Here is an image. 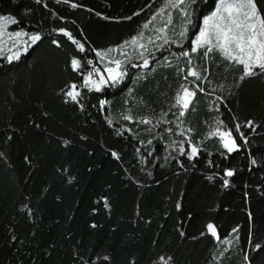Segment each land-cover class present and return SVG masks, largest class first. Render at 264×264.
I'll return each instance as SVG.
<instances>
[{"label": "trees", "instance_id": "16d2710c", "mask_svg": "<svg viewBox=\"0 0 264 264\" xmlns=\"http://www.w3.org/2000/svg\"><path fill=\"white\" fill-rule=\"evenodd\" d=\"M164 3L0 0V14L11 13L19 22L10 30H40L46 37L18 61L0 57V264H161V255L173 257L172 264H244L245 253L251 264H264V248L253 249L264 243V76L238 82L239 69L218 55L193 54V63L208 69L211 83L201 82L206 91L197 93L195 110L182 118L184 126L194 129L191 138L198 143L217 116L230 126L239 122L249 144L230 158L218 154L217 138L204 140L194 160L181 155L178 144L168 147L185 139L176 130L173 114L178 112L169 111L185 82V73L177 70L185 58L171 55L179 51L176 45L155 52V63L147 69L130 67L120 85L100 92L83 89V110L61 93L69 83L82 82L70 59L84 54L66 37L51 33L53 28L72 31L86 43L88 58H95L92 47L118 44L141 30L150 34L143 24L160 27L169 11L170 27L178 31L177 10L157 13ZM257 4L264 10V0ZM213 7L214 0L198 5L204 13ZM221 95L225 99L218 101ZM100 99L110 103L101 109ZM129 110L132 121L122 118ZM162 112L168 115L161 118ZM142 116L152 118L151 124L141 123ZM249 119L254 130L245 125ZM253 156L256 165H250ZM224 167L236 169L227 187L222 186ZM209 221L221 240L200 235Z\"/></svg>", "mask_w": 264, "mask_h": 264}, {"label": "snow or ice", "instance_id": "6c2138e0", "mask_svg": "<svg viewBox=\"0 0 264 264\" xmlns=\"http://www.w3.org/2000/svg\"><path fill=\"white\" fill-rule=\"evenodd\" d=\"M40 3L41 0H36ZM65 3H71V0H64ZM200 0H165L164 5L157 9V13L164 14L165 8L177 10L179 12L181 23L177 31L173 25V13H167V20L160 27L150 28L151 21L145 22L143 29L149 30L150 34H146L144 30L137 32L130 38L122 42L110 45L106 48L92 47L91 51L95 58H88L86 51V43L81 39H77L72 31L66 27H56L51 30V33L61 34L66 37L76 49L79 54H84L83 58L74 55L70 59V67L73 71L79 72L82 77V82L79 84L71 82L61 89V93L66 100H70L77 105L81 110L84 109V104L81 103L82 90H95L100 92L105 87H115L120 85L129 75V68H144L147 69L150 63H155L153 54L155 52H162L165 46L171 47L176 45L179 48L178 52H173L179 58H185V66L178 68V72H183L184 83L180 84L173 97L174 103L171 105L169 111L175 108L178 116L175 114L176 130L185 137L177 141H171L168 147H173L178 144V151L181 155L187 156L189 160H194L201 153L203 142L209 138H217L219 149L218 154L224 158H230L234 153H237L244 146L249 144V137L241 131V124L239 122L230 126L224 119L219 116L215 118L214 124L210 126L209 131L204 138L198 143L193 142L191 133L194 129L192 127H185L183 117L188 111H194L192 105L195 103L197 93H205L206 89L201 82L211 83L208 81L206 73L207 68H201L193 63V54H202L204 58H213L218 55L223 61H226L228 66L237 67L240 71L238 77L239 81H244L246 78L264 76V10L258 7L257 0H214V7L211 11L204 13L198 9ZM72 7H77L75 3ZM47 7V4H44ZM26 11H31L30 9ZM55 15V13H54ZM99 15V13H97ZM156 13L153 14V19ZM107 19V17H105ZM63 20L64 17H59ZM125 19H131L126 17ZM19 22L16 16L11 13L0 14V57H6L7 61H18L23 53H27L33 45L38 46L46 38L44 32L40 30L28 31L23 27L16 30H9V26L17 25ZM49 33V36L51 35ZM187 42V43H185ZM51 43L56 47H62L59 39H52ZM10 45V46H9ZM129 49H131L129 51ZM167 61L168 57H164ZM139 61L140 63H133ZM192 77V80H189ZM222 89V85H219ZM215 88L212 90L215 92ZM131 92V89H129ZM211 94V93H209ZM218 101H223V95L217 96ZM110 101L106 99L99 100V107L109 104ZM216 110L219 111V105H216ZM167 113H161V118L167 116ZM124 120L132 121L135 117L131 114H126L122 117ZM235 119V118H234ZM143 124H151L152 118L148 116L139 117ZM107 122L111 125L112 120ZM163 124H170L171 121L163 120ZM161 120H157L160 124ZM245 125L254 130L255 121L249 119L245 121ZM130 131V129H129ZM164 131L172 135L174 129L172 127H165ZM161 133H157L160 137ZM187 142V148L185 146ZM65 144L69 141L65 140ZM152 144V140L147 142ZM112 156L119 159V154L115 151L111 153ZM152 155V153H148ZM27 159V157H25ZM264 160V158H262ZM212 164V161H208ZM257 159L253 156L250 159V165H256ZM183 167V164H181ZM223 172L221 177L223 187L229 185L230 177L236 173V169L232 167H224L220 169ZM151 175V173H149ZM220 175V172H217ZM209 179H212L210 176ZM105 206L108 207L107 199ZM177 208L180 204L177 203ZM251 218V213L249 212ZM94 226V225H93ZM239 225L232 229V233H237ZM210 234L217 241L221 240L218 234L217 226L209 221L205 225V231L200 235ZM184 236L183 231L180 232ZM195 239V237H193ZM238 240V236H237ZM226 245H231L232 241L227 237L223 238ZM264 248V243H255L254 250ZM227 251V249H225ZM225 252H221L216 257L219 260L223 257ZM161 264H172L173 257L161 255L159 258ZM244 264H251L248 253L244 254ZM104 261H108L109 257H103Z\"/></svg>", "mask_w": 264, "mask_h": 264}, {"label": "rangeland", "instance_id": "374dc122", "mask_svg": "<svg viewBox=\"0 0 264 264\" xmlns=\"http://www.w3.org/2000/svg\"><path fill=\"white\" fill-rule=\"evenodd\" d=\"M11 26H12V25H11ZM11 26H9V30H10V27H11ZM9 46H10V45H9Z\"/></svg>", "mask_w": 264, "mask_h": 264}]
</instances>
